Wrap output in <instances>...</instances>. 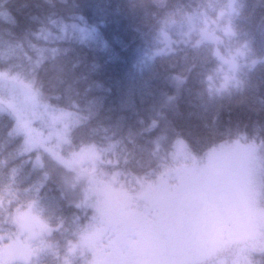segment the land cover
I'll return each mask as SVG.
<instances>
[{"label":"trees","instance_id":"16d2710c","mask_svg":"<svg viewBox=\"0 0 264 264\" xmlns=\"http://www.w3.org/2000/svg\"><path fill=\"white\" fill-rule=\"evenodd\" d=\"M217 49L236 65L225 85ZM14 78L67 114L60 146H30ZM181 140L189 163L222 145L264 146V0H0V248L33 204L53 229L28 264H92L71 249L100 217L75 156L95 152L93 180L135 192L175 168ZM186 264H264V246L229 238Z\"/></svg>","mask_w":264,"mask_h":264},{"label":"rangeland","instance_id":"374dc122","mask_svg":"<svg viewBox=\"0 0 264 264\" xmlns=\"http://www.w3.org/2000/svg\"><path fill=\"white\" fill-rule=\"evenodd\" d=\"M77 29L83 37L93 33L83 24L78 23ZM209 39L217 41L213 36ZM227 66L224 85L236 70L235 61ZM6 81L8 89L17 93L15 112L30 134V146L46 144V151L60 146L67 114L53 111L33 87L16 78ZM53 138H58V144L50 147ZM186 149L183 140L178 142L175 168L149 179L148 185L137 184L140 188L135 192L96 183L84 169L96 153H78L71 167L90 175L75 177L82 182L78 188L85 191L89 187L92 201L88 204L100 217L71 249L83 254L89 250L92 264H186L214 254L229 238L245 235L255 245L264 246V146L222 145L205 160L195 158L190 163ZM69 171L64 170V180ZM16 215L12 240L0 248V264L31 263L49 246L44 236L53 228L33 204L18 209Z\"/></svg>","mask_w":264,"mask_h":264},{"label":"bare ground","instance_id":"6f19581e","mask_svg":"<svg viewBox=\"0 0 264 264\" xmlns=\"http://www.w3.org/2000/svg\"><path fill=\"white\" fill-rule=\"evenodd\" d=\"M99 184H103V185H106V184H104L103 182H101V183H99ZM109 186V185H108ZM17 217V215L15 216V218Z\"/></svg>","mask_w":264,"mask_h":264}]
</instances>
